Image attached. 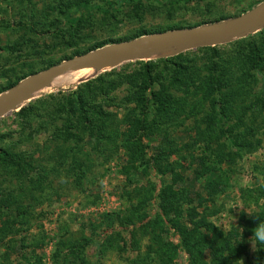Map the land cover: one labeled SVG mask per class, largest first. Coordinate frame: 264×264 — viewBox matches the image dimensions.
<instances>
[{"label":"rangeland","instance_id":"1","mask_svg":"<svg viewBox=\"0 0 264 264\" xmlns=\"http://www.w3.org/2000/svg\"><path fill=\"white\" fill-rule=\"evenodd\" d=\"M263 1L0 0V97L100 46L221 22ZM262 39L264 27L206 46L234 73L225 79L227 99L235 98L226 111L231 128L220 137L205 130L211 51L203 47L153 52L79 79L64 73L70 80H53L0 116V150L10 157L0 162V264H221L211 257V234L230 245L225 264H264V246L252 239L264 222V72L237 78L247 60L245 53L235 58L234 49L237 41L260 46ZM167 58L188 70L170 62L157 70L164 86L174 73L179 78L165 92L175 109L182 106L170 120L153 108L139 115L128 101L130 83L144 63ZM112 70L129 75V84L107 75ZM96 78L105 90L91 104L115 113L101 140L84 134L77 113L62 107L69 93ZM229 81L243 87L241 97L230 94ZM67 120L76 124L77 146L63 140Z\"/></svg>","mask_w":264,"mask_h":264},{"label":"trees","instance_id":"2","mask_svg":"<svg viewBox=\"0 0 264 264\" xmlns=\"http://www.w3.org/2000/svg\"><path fill=\"white\" fill-rule=\"evenodd\" d=\"M243 41H237L236 47L234 49L235 52V58L239 57V53H245L243 60L245 63H241V65L245 66L242 75L238 76L237 78H241L246 80L249 78V74L254 71V75L260 76L261 73L264 71V64L263 61H261V54L264 50V39H262L260 42V46L255 45L254 41H247L245 45H241ZM238 45V47H237ZM103 47V46H100ZM99 47V48H100ZM210 49L211 54L209 58V78L206 81V95H204V101L208 102L209 111L206 116V120L204 123L206 124L205 130L207 133L211 132H217L219 137L223 136L227 129L231 128V123L229 121V114L226 113L227 110L231 108V105H234V99H227L225 89L227 88V85L225 84V79L228 77H231L234 75V73L230 72V70L222 65L220 61H216L214 59L215 56L219 54V52L216 51L214 47H207ZM206 47H203V50L207 49ZM217 59V58H216ZM232 57H230V60ZM229 60V59H228ZM173 67H177L174 70L180 69L184 73L187 72L184 67L176 63H172L171 58L167 59H161L153 63H144L142 66L139 75L138 82L130 83L131 87L134 90L133 96L128 99L130 102H134L139 106V115L142 114L143 116H146L148 114L149 108L154 109V113L157 117L165 118L164 120H170L172 116L174 115V112H176L182 105H178L177 109L173 107L175 104V100L173 99L172 95L166 94L165 90L169 92L172 87L178 82L179 78L175 75H171L168 78V85L164 86L163 82L160 78V71L163 69L160 68V64L167 65L169 63ZM192 69V68H191ZM246 69V70H245ZM195 71V70H194ZM115 75L117 74L115 71H110L107 73V75ZM118 77H121V83L129 84L130 76L129 75H123V74H117ZM254 75H251L254 76ZM99 78L88 80L82 84H80L77 87V91H74L72 93H69L64 99L60 98V101L63 99L62 107L68 106L69 112L72 115H75L77 113V117L74 120V122L77 124L79 129L84 132V134L90 135L93 139L101 140L102 138H105L109 136L108 133L105 132V129L111 124H113L114 119L112 117L115 116V113L113 112H106L104 110V107L99 104H91L95 100L96 94H99L102 91H104V87L102 84L95 86V82H98ZM236 81L233 80V83ZM228 84L230 88V94L237 95L241 97V88L243 87H235L232 86V81H229ZM187 86H192V83H188ZM115 85L118 87L119 85L115 83ZM157 87H156V86ZM156 87V89L154 88ZM101 89V90H100ZM100 90V92H99ZM185 90L188 91V88ZM95 95V96H94ZM59 96V94L57 95ZM61 97H64L61 95ZM51 99V98H49ZM106 100V99H105ZM258 101L260 103H263V99L259 98ZM40 102H43L40 100ZM203 105V104H200ZM61 107V108H62ZM32 108H28L26 111H32ZM19 112H24V110H20ZM218 118L226 119L222 124L217 123ZM136 125L139 129H143L144 126L142 125L141 119L136 121ZM73 121L67 120L65 123V130H63V140H73L75 142L74 146H77V141L74 136V134L71 132L72 128H75L76 124H72ZM227 125L229 128H226ZM218 127V130H217ZM102 128V130H101ZM199 129V128H198ZM226 130V131H225ZM87 135V136H88ZM138 136V135H137ZM141 142V136L139 135L137 138ZM141 146V145H140ZM233 146V145H232ZM142 147V146H141ZM234 147V146H233ZM74 159V158H73ZM10 160L9 154L5 153L0 150V162L6 161L8 162ZM76 162V160H74ZM211 240L208 241L207 245L212 248V255L211 257L214 260H221V264H225V250L230 249V245L225 241L226 239H222L220 241L217 240V236L215 237L214 234H211ZM210 248V249H211Z\"/></svg>","mask_w":264,"mask_h":264},{"label":"water","instance_id":"3","mask_svg":"<svg viewBox=\"0 0 264 264\" xmlns=\"http://www.w3.org/2000/svg\"><path fill=\"white\" fill-rule=\"evenodd\" d=\"M263 27L264 1L237 17L221 22L145 35L104 46L65 60L20 81L15 88L0 97V116L13 110L30 96L35 97L38 90L68 70L92 66L112 67L120 62L142 58L146 54L174 48L183 52L198 47L215 46L243 38Z\"/></svg>","mask_w":264,"mask_h":264},{"label":"bare ground","instance_id":"4","mask_svg":"<svg viewBox=\"0 0 264 264\" xmlns=\"http://www.w3.org/2000/svg\"><path fill=\"white\" fill-rule=\"evenodd\" d=\"M99 69H101L100 66H92V67H86V68H79L78 70H75L74 72H69L70 70H68V71H66L67 73L65 72V74L69 75L71 78L79 79V78L91 76L92 74L96 73ZM71 70H74V69H71ZM63 74H61V75H63ZM61 75L57 76L56 78H53L52 81L54 80V83L57 84V83L62 82L64 80H70L69 78H66V79L63 78L62 79ZM31 97H33V96H30L28 99H30ZM28 99H26V100H28ZM21 104L22 103L18 104L16 107H18ZM16 107H14V108H16Z\"/></svg>","mask_w":264,"mask_h":264},{"label":"clouds","instance_id":"5","mask_svg":"<svg viewBox=\"0 0 264 264\" xmlns=\"http://www.w3.org/2000/svg\"><path fill=\"white\" fill-rule=\"evenodd\" d=\"M252 239L260 246H264V222H261L258 227L253 230Z\"/></svg>","mask_w":264,"mask_h":264}]
</instances>
